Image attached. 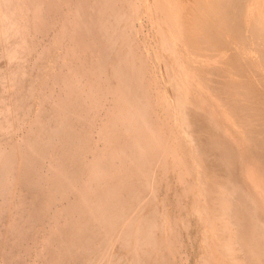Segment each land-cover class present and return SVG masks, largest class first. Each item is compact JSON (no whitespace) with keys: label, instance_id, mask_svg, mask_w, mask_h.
I'll use <instances>...</instances> for the list:
<instances>
[{"label":"bare ground","instance_id":"obj_1","mask_svg":"<svg viewBox=\"0 0 264 264\" xmlns=\"http://www.w3.org/2000/svg\"><path fill=\"white\" fill-rule=\"evenodd\" d=\"M257 72L264 0H0V264H264Z\"/></svg>","mask_w":264,"mask_h":264},{"label":"rangeland","instance_id":"obj_2","mask_svg":"<svg viewBox=\"0 0 264 264\" xmlns=\"http://www.w3.org/2000/svg\"><path fill=\"white\" fill-rule=\"evenodd\" d=\"M35 47V46H34ZM39 49V47L36 49V50H38ZM58 51H60V53L62 54V55H59L58 56V58H57V53L55 52V54L56 55H54V58L52 59V57L51 58H49V60H46V63H47V67L44 65L43 66V69H41V70H45V68L47 69V68H49V66H52V65H54L56 68H58L59 66H61V64H63V60L66 58L67 59V64L68 63H70V65H68L67 67L68 68H70V67H72L73 66V68L74 67H76L77 65H76V63H74V62H76L75 60L74 61H72L71 60V58L70 57H68V56H64V52L66 51V49L65 48H63V47H61V48H58ZM36 52H39V50L38 51H36ZM52 56V55H51ZM60 57V58H59ZM35 58H36V54L34 53V56L31 58V63H30V67H29V69H28V72H30L31 73V75H30V78H32V77H35V75H37L38 73H37V69L36 68H33V66H32V62H33V60H35ZM63 59V60H62ZM50 60H52V61H50ZM57 62V63H56ZM51 65H50V64ZM53 63V64H52ZM53 67V66H52ZM26 69V68H25ZM257 71H259V70H257ZM29 73V74H30ZM257 73H259V72H257ZM28 74V75H29ZM260 74V76L262 75V74H264L263 72H261V73H259ZM96 76H97V74H96ZM95 76V77H96ZM263 76V75H262ZM261 76V77H262ZM97 78V77H96ZM34 84V83H33ZM257 84V83H256ZM28 85H30L29 83L27 84V82L26 83H23V86L25 87V88H27L28 89ZM35 86V87H34ZM38 85H36V82H35V84L33 85V86H31L30 87V89L32 90V92H31V94H35V96H37L38 98H40V101H42L43 100V98H42V96H44V97H49L48 96V91L47 90H54L55 91V93H56V96L59 94L58 93V90H62L61 89V87L58 85V83H52V81H51V79H47V80H44V82L42 83V84H40V86H38ZM53 86V87H52ZM11 89L9 90V91H7V92H5L6 93V95H2L0 98H5V99H2L3 101H7V100H11L12 99V97L13 96H17V91H16V89H15V87L17 88V86H14L13 87V85H11ZM57 87V88H56ZM90 87L92 88V86L90 85ZM257 87H259V84H257ZM42 89V90H41ZM93 89V88H92ZM93 91V90H92ZM95 91V90H94ZM42 92V93H41ZM45 93H46V95H45ZM58 93V94H57ZM13 95V96H12ZM41 95V96H40ZM28 96L29 97H27V101H26V104H28V103H31L32 101H34V100H36L35 98H33L32 97V95H29L28 94ZM30 96H31V98H30ZM100 96V95H99ZM11 97V98H10ZM96 97V96H95ZM102 97H103V95H102ZM8 98V99H7ZM108 105V104H107ZM48 107V106H47ZM109 107V106H108ZM108 107L106 108V107H103L102 109H99L98 110V112L96 113L97 114V117L96 118H94V121L93 120H90V118H89V120H88V123L91 125V129L93 130V129H96L97 128V126L99 125V119L100 118H98L99 117V112H100V115H101V113H104L106 110L105 109H108ZM1 116V115H0ZM98 119V120H97ZM83 120H85V118H83ZM85 122V121H84ZM78 125V124H77ZM76 125V126H77ZM12 126V125H11ZM23 133L24 132H22V130L21 131H19V130H17L16 131V133H15V135L17 136V138L18 137H21L22 135H23ZM19 134H21V135H19ZM11 135V133H8L5 137H8V136H10ZM3 138H4V136L2 137V136H0V140L1 141H3ZM89 161V160H88ZM108 175H105V177H107ZM108 178V177H107ZM106 178V179H107ZM191 245H193V243H191V244H189V246H185L184 247V249L186 250H188V249H191ZM194 250H193V253L191 252L190 254L187 252V250L185 251V250H180V253H181V251H185L183 254H181V256L184 258L185 257V259H187V264H195L194 262H195V256H196V253L198 254V252L200 251V250H198V246L196 245V244H194V246L192 247ZM197 250H198V252H197ZM191 251V250H190ZM196 251V252H195ZM242 253V252H241ZM188 255V256H187ZM239 255V257L241 256V254H238ZM187 257V258H186ZM193 258V259H192ZM184 264V263H183ZM214 264H216V262L214 263Z\"/></svg>","mask_w":264,"mask_h":264}]
</instances>
